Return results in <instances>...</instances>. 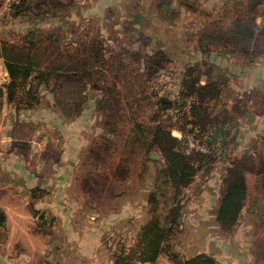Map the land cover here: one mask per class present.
<instances>
[{
	"label": "rangeland",
	"instance_id": "1",
	"mask_svg": "<svg viewBox=\"0 0 264 264\" xmlns=\"http://www.w3.org/2000/svg\"><path fill=\"white\" fill-rule=\"evenodd\" d=\"M18 1L0 0L3 44L22 45L35 30L44 46L58 44L71 52L94 43L108 54L127 48L163 57L153 74L143 62L137 66L139 100L133 108L116 94L119 86L113 79L98 70L89 72L80 99L77 85H66L56 94L62 104L48 89L34 110L11 104L16 110L10 116L14 139L0 146V206L5 207L0 216L16 224L22 219L25 229L9 235L14 243L7 252L12 248L15 256L22 247L28 264H120L152 217L149 198L164 162L150 147L149 134L141 135L135 127L181 122L170 110L158 112L155 104L160 97H177L185 68L195 63L202 70L213 64L214 75L227 78L212 106L215 114L226 106L235 121L198 142L190 140V147L209 154L210 160L183 188L175 235L155 264H177L199 253L224 262L233 243L257 250L258 238L264 245V4L258 21L263 31L252 49L231 53L212 47L201 52L198 34L216 23L228 27L243 9L240 0L231 7L224 0H34L26 16L17 13ZM7 81L0 57V89ZM240 100L241 116L234 109ZM173 134L182 136L177 130ZM249 156L243 210L236 225L224 229L217 220L223 178L228 167ZM242 224L252 230L241 242ZM2 240L0 228V264Z\"/></svg>",
	"mask_w": 264,
	"mask_h": 264
},
{
	"label": "trees",
	"instance_id": "2",
	"mask_svg": "<svg viewBox=\"0 0 264 264\" xmlns=\"http://www.w3.org/2000/svg\"><path fill=\"white\" fill-rule=\"evenodd\" d=\"M34 0H19L16 11L26 16L32 9ZM243 9L238 11L233 22L224 27L213 24L199 35V49L204 52L207 47L226 48L231 53H246L252 49L254 41L261 30L258 19L264 0H240ZM44 38H39L35 30H31L22 45L3 44L0 41V57L3 58L8 73V81L4 85V93L10 104L18 110H34L41 104L45 90L51 92L61 103L57 92L66 85H77V97L85 93L88 75L98 70L107 74L116 86L118 93L133 108L139 100L136 96L139 76L137 66H143L148 74L160 69L162 53L142 54L140 51L124 48L120 53L108 54L101 45L92 43L90 47L79 45L74 51L61 48L58 44L43 45ZM211 48V49H212ZM202 70L199 63L185 68L177 97L170 99L160 97L156 102L158 112L176 114L181 120L172 125L171 122L158 121L145 129L140 123L135 130L150 136V147L156 149L163 162V168L156 180V190L150 195L149 203L152 217L141 228L137 243L127 255H123L120 264H155L163 253H167L179 222L181 208L179 205L183 188L192 183L210 160V155L196 147H190V140L198 142L201 136L220 127L223 130L235 121L230 110L225 106L215 114L212 103L220 100L227 78L215 74V66L206 63ZM158 69V71H159ZM205 78V80H204ZM53 85V88L50 87ZM114 89V88H113ZM109 90L112 87L109 86ZM116 94L113 98L116 97ZM3 95V89H0ZM113 95V94H112ZM117 101H119L117 99ZM235 112L243 115L241 100L234 105ZM181 133L175 136L173 131ZM209 145V143H204ZM251 157L240 159L227 169L223 178L224 189L217 210V220L222 228L230 229L236 225L248 195L246 171ZM36 192V188L32 189ZM163 205V207H160ZM4 216H0V222ZM178 260L176 254H168ZM177 264H221L213 255L199 253Z\"/></svg>",
	"mask_w": 264,
	"mask_h": 264
},
{
	"label": "crops",
	"instance_id": "3",
	"mask_svg": "<svg viewBox=\"0 0 264 264\" xmlns=\"http://www.w3.org/2000/svg\"><path fill=\"white\" fill-rule=\"evenodd\" d=\"M236 1H239V0H224V2H227L230 7ZM259 18L262 19V17H259ZM260 19H258L259 22L261 21ZM5 75H6V71H5ZM2 89H3V95H0V146L10 145L11 142H13V139H14V137L12 136L13 128H11L12 121H10V116L12 114L15 117V114H16V110H14L13 106H11V104L8 102L6 98V94L4 93V88ZM15 120L16 119L13 118V122ZM10 128H11V131L9 132L10 134H7V131ZM2 130H4L3 131L4 133H2ZM0 161H1V153H0ZM0 207L5 208L4 205H1ZM5 213H7V211H5ZM16 220H17L18 225L14 222L15 220L11 219L10 217H7L5 220L0 222V228H2L3 239H4L2 240L1 244L3 247H5V249H3L4 253L2 255L3 264H28L30 263V261L28 263L26 262V254L22 247L21 249L18 250L15 256H13L14 254H12V248L9 249L7 252V248L10 247V243L11 244L12 242L14 243V239L12 240V238H9V235H11V233L16 231L13 233V235L15 234L16 236H18L21 233V231L25 229V226L22 225L23 220L20 218ZM4 226L6 227V229L4 228ZM12 226H15V228H13ZM251 226L252 225L250 224L248 225L242 224L240 226L239 232L241 235V242L244 241L243 238H244V234L246 233V231L251 232L252 230ZM16 227L18 228L16 229ZM235 227H238V226H235ZM252 240L253 238L251 239V241ZM256 240L259 242V247L257 248V250L251 249L250 247L249 248H239V247L237 248V247H234L235 243H233L232 246L231 247L229 246L226 250L224 262L221 261L218 257L214 255L213 256L221 264H264V245L262 242L263 240H259L258 238H256Z\"/></svg>",
	"mask_w": 264,
	"mask_h": 264
}]
</instances>
